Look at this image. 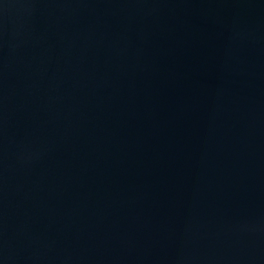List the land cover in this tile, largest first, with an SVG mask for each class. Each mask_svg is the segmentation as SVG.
<instances>
[{
    "label": "water",
    "instance_id": "1",
    "mask_svg": "<svg viewBox=\"0 0 264 264\" xmlns=\"http://www.w3.org/2000/svg\"><path fill=\"white\" fill-rule=\"evenodd\" d=\"M0 264H264V0H0Z\"/></svg>",
    "mask_w": 264,
    "mask_h": 264
}]
</instances>
